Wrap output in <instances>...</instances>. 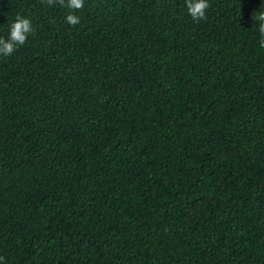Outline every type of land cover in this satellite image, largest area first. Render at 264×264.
<instances>
[{
	"label": "trees",
	"instance_id": "1",
	"mask_svg": "<svg viewBox=\"0 0 264 264\" xmlns=\"http://www.w3.org/2000/svg\"><path fill=\"white\" fill-rule=\"evenodd\" d=\"M67 2V0H65ZM0 0V264H264V0Z\"/></svg>",
	"mask_w": 264,
	"mask_h": 264
},
{
	"label": "clouds",
	"instance_id": "2",
	"mask_svg": "<svg viewBox=\"0 0 264 264\" xmlns=\"http://www.w3.org/2000/svg\"><path fill=\"white\" fill-rule=\"evenodd\" d=\"M70 9L66 15V23L75 26L80 23V18L74 14L75 11L81 10L84 7V0H41V3H46L52 6L55 3ZM187 12L193 21L199 22L207 19V9L210 7L208 0H185ZM253 20L258 21L259 33L261 36L260 47L264 48V11L255 12ZM35 31L32 21L22 15H17L14 22L10 24L8 38L0 37V55L10 56L19 46L24 45L29 37ZM4 257L0 256V261Z\"/></svg>",
	"mask_w": 264,
	"mask_h": 264
}]
</instances>
